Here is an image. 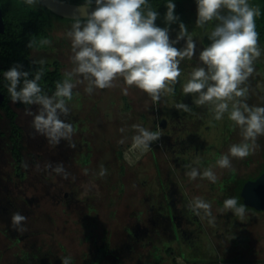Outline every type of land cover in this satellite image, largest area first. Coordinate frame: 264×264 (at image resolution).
Instances as JSON below:
<instances>
[{
	"label": "rangeland",
	"instance_id": "rangeland-1",
	"mask_svg": "<svg viewBox=\"0 0 264 264\" xmlns=\"http://www.w3.org/2000/svg\"><path fill=\"white\" fill-rule=\"evenodd\" d=\"M181 1L185 14L180 22L197 49L191 59L180 62L177 93L163 94L154 102L138 88L128 87L122 77L114 87L91 94L85 91L87 82L78 84L68 101L70 114L61 115L75 132L71 141L61 138L58 144L36 132L33 115L12 102L21 131L19 173L10 153L9 122L0 111V264H22L21 256L31 257L29 264H62L64 257L71 258L70 264H186L184 257L199 259L208 248L227 264H264V211L245 210L239 217L224 207L232 197L233 181L241 177L247 182L261 173L264 136L257 137L247 157H230L231 168L217 165L232 144L243 141L242 131L228 113L217 121L211 105H197L194 94L183 93L190 73L203 66L199 52L211 43L208 36L217 21L197 26L196 0ZM248 2L259 6L257 0ZM75 21L51 17L50 43L32 50L30 59L58 62L64 74L70 72L74 53L66 34ZM155 23L169 27L170 39L176 38L178 23L167 25L165 16ZM258 46L255 70L241 85L248 90L244 102L250 107H264V43L258 40ZM180 103L190 110L178 109ZM39 107L28 108L36 113ZM137 124L160 132L147 150L133 144ZM59 165L64 173L55 171ZM186 165L201 173L211 168L216 182L199 176L191 180ZM196 197L211 205V215L192 211L189 205ZM15 212L27 217L21 225L27 231L12 226ZM165 248L172 249V256L165 255Z\"/></svg>",
	"mask_w": 264,
	"mask_h": 264
},
{
	"label": "clouds",
	"instance_id": "clouds-1",
	"mask_svg": "<svg viewBox=\"0 0 264 264\" xmlns=\"http://www.w3.org/2000/svg\"><path fill=\"white\" fill-rule=\"evenodd\" d=\"M37 0H25L32 5ZM196 25L204 27L210 21H217L208 39L211 43L199 52L197 66L183 85L185 95L194 94L197 105H211L214 119L222 120L225 113L242 131L243 141L232 144L227 154H222L217 161L220 168H231V159L245 158L254 151L258 136H264V107H250L244 102L247 88L241 87L254 72L253 62L259 58L258 33L255 18L260 10L250 6L248 0H196ZM87 15L77 18L67 36L71 39L72 61L75 67L65 72V78L57 82L55 92L49 96L42 92L39 84L43 70L37 71L30 79V72L23 71V65L15 64L4 72L9 82L8 92L13 103L38 105L33 115L32 127L46 136L50 143L58 144L60 139L71 141L75 132L72 123L65 122L61 115L68 116V101L73 98V89L78 84L87 82L85 91L89 94L94 89L114 87V81L122 77L128 87H136L156 102L163 94H173L174 85L181 76L180 62L191 59L196 54L197 45L180 18L175 14V3L168 0L165 21L167 25L179 24V31L174 40L170 39L169 27L156 25L159 13L152 9L148 0H84ZM226 10V14H222ZM183 40L184 46L175 45ZM30 41L28 47L33 46ZM42 44L50 41L43 40ZM36 63V61H33ZM41 65L44 64L40 60ZM73 77H77L73 82ZM125 95L128 88H124ZM231 102V110L229 103ZM178 109L189 111L184 103L177 104ZM136 135L132 137L136 148L147 150L151 143L160 139L159 131L137 124L133 126ZM70 147H75L70 143ZM191 168L186 175L195 180L198 176L216 182V175L211 168L203 173L198 168ZM57 173H64L62 165L55 168ZM102 168L100 175H105ZM67 178V173L64 174ZM192 211L211 215V205L196 197L189 205ZM224 207L235 215L243 217L245 206L238 205L235 197L224 201ZM12 226L19 232L27 229L23 226L27 217L19 212L12 214ZM70 257H64L62 264H70Z\"/></svg>",
	"mask_w": 264,
	"mask_h": 264
},
{
	"label": "trees",
	"instance_id": "trees-1",
	"mask_svg": "<svg viewBox=\"0 0 264 264\" xmlns=\"http://www.w3.org/2000/svg\"><path fill=\"white\" fill-rule=\"evenodd\" d=\"M63 1L77 3L71 0ZM80 1L84 2V0ZM172 2L176 5L175 14L183 17L185 14L184 3L181 0H172ZM257 2L259 6L256 8L260 10V15L255 18L256 31L258 33V40L264 43V0H257ZM148 3L153 10L159 13V16H165L168 0H148ZM51 17L58 16L42 6L38 0L32 5L26 4L25 0H0V18L2 20V25L0 26V95L3 97V101L0 103V111L4 113L5 118L9 122L10 134L8 140L10 142V153L15 161L17 172L20 171V166L23 162L20 142L21 131L16 122L17 113L11 107L12 101L7 87L9 82L5 79L4 72L13 65L20 64L23 65V69L21 70L30 72L29 78L31 79L37 71L42 69L43 75L39 81L42 92L49 96L55 92L56 83L61 82L65 78L61 64L52 62L41 65L40 63H33L30 59V52L32 50L45 48V44H42L41 41L48 39L47 28ZM30 41H34L31 48L28 47ZM177 90L176 83L173 94L177 93ZM15 105L19 108H28L30 106L19 102L15 103ZM118 155L121 159L122 153L119 152ZM260 168H262V173L264 161L261 162ZM261 173L254 178L256 179ZM244 182L241 177L237 181L232 182V197L237 199L238 205H244L245 210L255 211L246 206L240 197V191ZM173 235L175 236V232H173ZM207 250H210V252L204 253L203 256L200 254L201 257L199 259L184 257L185 263L227 264L222 262L221 258L214 253V249L208 248ZM164 253L167 256H172L173 251L171 248H165ZM210 253L212 254L209 255ZM30 258L28 256H21L20 261H22V264H29L32 262ZM33 259L39 260L36 255L33 256Z\"/></svg>",
	"mask_w": 264,
	"mask_h": 264
},
{
	"label": "water",
	"instance_id": "water-1",
	"mask_svg": "<svg viewBox=\"0 0 264 264\" xmlns=\"http://www.w3.org/2000/svg\"><path fill=\"white\" fill-rule=\"evenodd\" d=\"M38 2L54 15L67 20H76L87 15V9L82 7L83 4L70 3L63 0H38ZM2 20L0 18V26ZM3 97L0 95V103ZM240 197L244 204L255 211H264V171L254 180L247 181L243 184Z\"/></svg>",
	"mask_w": 264,
	"mask_h": 264
},
{
	"label": "flooded vegetation",
	"instance_id": "flooded-vegetation-1",
	"mask_svg": "<svg viewBox=\"0 0 264 264\" xmlns=\"http://www.w3.org/2000/svg\"><path fill=\"white\" fill-rule=\"evenodd\" d=\"M264 171V170H263ZM175 236H176V234H175ZM176 239H177V237H176Z\"/></svg>",
	"mask_w": 264,
	"mask_h": 264
}]
</instances>
